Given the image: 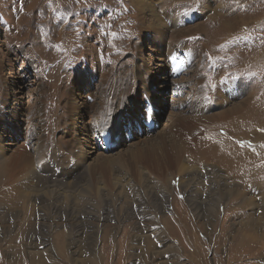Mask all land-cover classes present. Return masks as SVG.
Masks as SVG:
<instances>
[{
  "label": "rangeland",
  "instance_id": "obj_1",
  "mask_svg": "<svg viewBox=\"0 0 264 264\" xmlns=\"http://www.w3.org/2000/svg\"><path fill=\"white\" fill-rule=\"evenodd\" d=\"M6 160L0 264H264V0H0Z\"/></svg>",
  "mask_w": 264,
  "mask_h": 264
},
{
  "label": "bare ground",
  "instance_id": "obj_2",
  "mask_svg": "<svg viewBox=\"0 0 264 264\" xmlns=\"http://www.w3.org/2000/svg\"><path fill=\"white\" fill-rule=\"evenodd\" d=\"M9 160H6V162H5V164H4V170H5V172H4V174L3 175H1V179H3V181L5 182V188L6 189H4V188H2L1 189V195H2V197L4 198V197H7L8 195L10 196V203L12 202V199H13V197H12V193H11V185H9V177H10V173H11V171L13 170V166L12 165H10V163L8 162ZM13 188V187H12ZM5 192V193H4ZM1 197V198H2Z\"/></svg>",
  "mask_w": 264,
  "mask_h": 264
}]
</instances>
